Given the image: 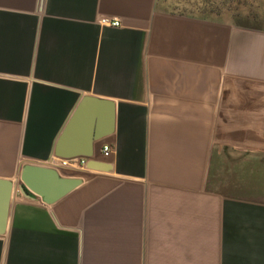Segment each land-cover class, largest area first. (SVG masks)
Listing matches in <instances>:
<instances>
[{"label":"crops","instance_id":"obj_1","mask_svg":"<svg viewBox=\"0 0 264 264\" xmlns=\"http://www.w3.org/2000/svg\"><path fill=\"white\" fill-rule=\"evenodd\" d=\"M211 14L0 0V178L46 165L83 97L112 104L93 160L60 170L80 185L13 194L0 264H264V29Z\"/></svg>","mask_w":264,"mask_h":264},{"label":"water","instance_id":"obj_2","mask_svg":"<svg viewBox=\"0 0 264 264\" xmlns=\"http://www.w3.org/2000/svg\"><path fill=\"white\" fill-rule=\"evenodd\" d=\"M103 115L104 122L92 125V114ZM88 123L91 129L83 140V146L73 143L82 123ZM112 125V104L104 99L83 97L60 133L54 147L58 158L84 157L92 161L93 142L106 136ZM93 126V127H92ZM89 167H92L89 164ZM77 177H65L55 168L43 164H25L19 174V183L0 178V235L7 231L9 211L13 194L18 191L26 198L39 197L44 203L52 204L80 185Z\"/></svg>","mask_w":264,"mask_h":264},{"label":"rangeland","instance_id":"obj_3","mask_svg":"<svg viewBox=\"0 0 264 264\" xmlns=\"http://www.w3.org/2000/svg\"><path fill=\"white\" fill-rule=\"evenodd\" d=\"M168 10L212 18H228L246 27L264 29V0H159ZM212 4V8L211 4Z\"/></svg>","mask_w":264,"mask_h":264},{"label":"built area","instance_id":"obj_4","mask_svg":"<svg viewBox=\"0 0 264 264\" xmlns=\"http://www.w3.org/2000/svg\"><path fill=\"white\" fill-rule=\"evenodd\" d=\"M99 22L101 25L109 27H119L121 25L119 19L108 16L100 17ZM101 151L104 157H109L112 153V148L110 145L106 144L102 147ZM85 164L86 158L84 157L58 158L55 156L46 163L47 166L55 168L59 172H61L60 170L63 168H82L85 166Z\"/></svg>","mask_w":264,"mask_h":264},{"label":"trees","instance_id":"obj_5","mask_svg":"<svg viewBox=\"0 0 264 264\" xmlns=\"http://www.w3.org/2000/svg\"><path fill=\"white\" fill-rule=\"evenodd\" d=\"M211 4V3H210ZM210 8H212V4H211V7ZM212 13V12H211Z\"/></svg>","mask_w":264,"mask_h":264}]
</instances>
